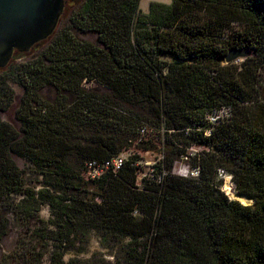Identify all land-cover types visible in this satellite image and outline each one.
I'll return each mask as SVG.
<instances>
[{"label": "trees", "instance_id": "16d2710c", "mask_svg": "<svg viewBox=\"0 0 264 264\" xmlns=\"http://www.w3.org/2000/svg\"><path fill=\"white\" fill-rule=\"evenodd\" d=\"M140 1L84 0L42 52L0 70V243L11 216L29 233L0 264L47 255L50 264H106L77 257L92 232L110 242L114 264H264V0L153 1L148 13ZM232 50L250 55L227 63ZM11 82L24 88L23 135L1 117L15 100ZM48 86L54 103L42 95ZM223 107L231 116L212 124ZM151 127L165 132L169 171L200 147L190 165L199 178L169 173L139 188V156L116 175L85 178L88 161L146 141ZM13 154L33 165L41 188L26 183ZM220 170L252 204L221 190Z\"/></svg>", "mask_w": 264, "mask_h": 264}, {"label": "rangeland", "instance_id": "374dc122", "mask_svg": "<svg viewBox=\"0 0 264 264\" xmlns=\"http://www.w3.org/2000/svg\"><path fill=\"white\" fill-rule=\"evenodd\" d=\"M84 0H67V4L65 7V12L60 20V23L58 27L61 29L67 25L70 24V17L79 9V7L82 5ZM153 1L157 2H163V3H172L173 0H141L140 1V9L144 13L149 12L150 4ZM76 34L78 37L86 40H90L92 42H97V34L95 32H86L81 33L76 31ZM50 40L48 39L44 43L38 45L34 49H32L29 53H26L22 55L20 58L15 57L14 61L19 63L25 60H28L34 56H37L40 52L44 50V48L49 44ZM241 60V59H240ZM12 86L15 89L16 95L15 100L11 108L7 111L1 112V117L3 120L11 123L17 130L21 132V122L16 118V111L21 103V97L24 93V88L19 85L16 82H11ZM85 87L87 89H96L99 92H104L106 89L103 86H100L99 84H96L94 82H87L85 83ZM42 95L44 99L49 103H54L57 101V91L53 86H48L42 90ZM152 134L151 139L148 137L145 141L141 139H133V142L130 143V145L126 146L123 149V152L125 155H127L129 158L133 156H139L140 157V163L137 166L138 167V173H137V183L136 185L139 188H143L146 181L151 182L153 180V173L162 171H166L168 173H171L173 171H181L184 169L186 165H191V157L194 156L196 152L200 150V147L194 146L191 149H188V156L189 159L183 158L181 156L179 160L175 163L172 171L167 170L165 162L162 164L161 161H164V155H165V145H166V136L164 130H156L155 128L151 127ZM146 142V143H143ZM149 142V143H148ZM145 146H150V149L146 150ZM13 158L17 165L23 170L24 178L26 183L31 186L32 188H36L37 190L41 188L42 184L41 181L43 178L39 176L35 170L33 165L27 161L26 159L20 158L19 156L13 154ZM157 166H160V169L157 168ZM229 176L232 181V176L230 173H228L226 176L221 177L223 179V185L221 186V190L229 196L231 199H237L234 195H237V192L235 190V184L233 183V190L230 193V190L226 188V177ZM91 190H97V188L94 185H90L89 187ZM238 196V195H237ZM240 197V196H239ZM242 204L248 205L252 204L253 200L249 199L248 197L244 196V200H240ZM137 213V212H136ZM138 215V213L136 214ZM51 217L50 209L48 206L44 205L42 207L41 211V218L48 220ZM12 218V226L9 230V232L4 236L2 242L0 243V263L2 260V257L5 254L14 252L19 243L20 237H28L29 233L27 232V229L25 226L19 222L18 220H14L13 216ZM110 242L108 240H104L100 237L98 233L92 232L89 236V243L87 245V253L83 255H79L77 257L81 258L83 261L89 260V258L96 256L98 260H104V263H115V251L112 253L110 246L108 245ZM74 256V254L69 255L66 257L69 259L70 257ZM76 257V256H75ZM42 264H50V258L49 256H45L43 259Z\"/></svg>", "mask_w": 264, "mask_h": 264}, {"label": "water", "instance_id": "95a60500", "mask_svg": "<svg viewBox=\"0 0 264 264\" xmlns=\"http://www.w3.org/2000/svg\"><path fill=\"white\" fill-rule=\"evenodd\" d=\"M67 0H0V70L47 41L57 30ZM248 50H232L226 62L248 57Z\"/></svg>", "mask_w": 264, "mask_h": 264}, {"label": "built area", "instance_id": "2783aa9c", "mask_svg": "<svg viewBox=\"0 0 264 264\" xmlns=\"http://www.w3.org/2000/svg\"><path fill=\"white\" fill-rule=\"evenodd\" d=\"M231 116V109L229 107H223L219 110L212 112L208 120L212 124H219L221 120H225ZM144 132V131H143ZM209 132V131H208ZM145 134V132L143 133ZM188 159V157H184ZM129 160V157L124 154V152L119 155L112 157L106 160H91L86 163L85 166V178L87 180H98L105 176L107 173L112 172L113 174H118L121 169L124 167L125 163ZM140 161V160H139ZM133 162L135 166H138L140 162ZM220 176L224 177L228 173L224 170L219 171ZM170 174L179 176L185 179H197L200 176L199 168H193L189 165H186L183 170L177 172L173 171ZM169 175L165 170L162 171L159 176L153 173V181L157 183H162L164 178Z\"/></svg>", "mask_w": 264, "mask_h": 264}, {"label": "bare ground", "instance_id": "6f19581e", "mask_svg": "<svg viewBox=\"0 0 264 264\" xmlns=\"http://www.w3.org/2000/svg\"><path fill=\"white\" fill-rule=\"evenodd\" d=\"M226 188L228 189V190H230V193H232L231 191L233 190V183H232V181H231V179H230V177L229 176H227L226 177ZM236 198H238L239 200H244V196H237V195H234Z\"/></svg>", "mask_w": 264, "mask_h": 264}]
</instances>
